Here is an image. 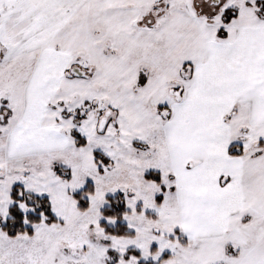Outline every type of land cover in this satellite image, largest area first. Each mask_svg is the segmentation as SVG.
<instances>
[{
  "label": "snow or ice",
  "instance_id": "1",
  "mask_svg": "<svg viewBox=\"0 0 264 264\" xmlns=\"http://www.w3.org/2000/svg\"><path fill=\"white\" fill-rule=\"evenodd\" d=\"M0 264H264V0H0Z\"/></svg>",
  "mask_w": 264,
  "mask_h": 264
}]
</instances>
